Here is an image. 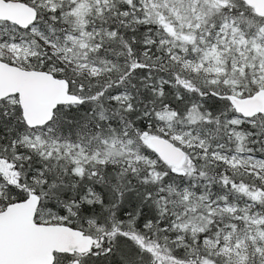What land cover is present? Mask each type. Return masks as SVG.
Wrapping results in <instances>:
<instances>
[{
  "label": "snow or ice",
  "instance_id": "6c2138e0",
  "mask_svg": "<svg viewBox=\"0 0 264 264\" xmlns=\"http://www.w3.org/2000/svg\"><path fill=\"white\" fill-rule=\"evenodd\" d=\"M0 264H264V0H0Z\"/></svg>",
  "mask_w": 264,
  "mask_h": 264
}]
</instances>
